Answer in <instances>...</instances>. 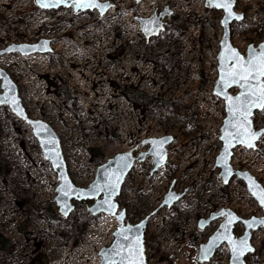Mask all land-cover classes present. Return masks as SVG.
<instances>
[{"label": "rangeland", "instance_id": "374dc122", "mask_svg": "<svg viewBox=\"0 0 264 264\" xmlns=\"http://www.w3.org/2000/svg\"><path fill=\"white\" fill-rule=\"evenodd\" d=\"M115 4L100 17L73 7L46 10L35 0H0V49L11 43L52 39L46 54H5L0 66L19 84L30 115L58 132L75 184L88 187L97 168L142 141L172 135L167 163L154 171L153 155L137 160L118 197L126 221L150 215L145 249L150 264H231L225 243L215 256L199 259L200 245L224 217L206 228L202 218L231 208L242 217L264 209L237 176L224 183L215 167L226 116L214 93L223 10L206 0H103ZM173 9L158 36L147 39L136 17ZM245 14L232 24V40L243 53L264 40V0H237ZM3 91L0 80V92ZM129 91V93H128ZM131 91V92H130ZM147 101H136L135 92ZM236 92L237 89H232ZM264 128V109L254 116ZM235 169L249 170L264 186V136L257 147L238 146ZM59 180L30 126L0 104V264H99L119 221L92 215L94 200H74L68 217L55 201ZM172 189L184 195L161 207ZM238 223L236 236L244 233ZM255 251L247 264H264V227L253 231Z\"/></svg>", "mask_w": 264, "mask_h": 264}, {"label": "water", "instance_id": "95a60500", "mask_svg": "<svg viewBox=\"0 0 264 264\" xmlns=\"http://www.w3.org/2000/svg\"><path fill=\"white\" fill-rule=\"evenodd\" d=\"M36 4L43 9H57L60 7H73L75 11H94L96 10L100 17L107 14L115 4L111 1L103 0H35ZM140 2L141 0H137ZM219 0H212L210 5L209 0L206 3L219 10L224 11L221 19L223 28L222 39L220 42V49L217 55L218 62V78L214 87V93L224 100L226 116L221 126L220 141L222 143L221 150L216 157L215 167L220 168V175L224 183H229L234 177L241 179L247 186L251 195L258 201L260 206L264 209V205L260 202L262 195L261 189H264L263 184L249 171L235 169L232 164L234 156V149L238 146H246L248 148L257 147V142L261 138L254 141V146L249 147L247 140L249 137L243 135V129H239L242 123V117L239 114L234 115L230 110L229 98H235L240 95L243 89L231 83L227 78V73L230 71L231 51L235 50L241 57L248 60L252 53L250 49L255 50L257 56L260 55L261 46L264 45V40L257 46L249 44L247 52L243 53L232 40V24L235 21H241L245 18L244 13L236 10L237 0H233L231 17L228 16V11L224 8L216 7ZM48 3L49 7H43L42 4ZM89 3H98L102 7H89ZM83 5V6H82ZM110 5V6H109ZM173 13L170 6L164 9H156L153 14L148 17L138 16L137 21L140 28L146 35L147 39L153 36H158L164 30L165 19ZM236 17H240L237 19ZM227 21V22H225ZM52 39L41 38L37 42L11 43L0 49V57L5 54L19 53L20 55L31 54H46L53 50ZM225 76V80L221 82V76ZM0 80L2 82L3 91L0 92V104L8 106L14 115L23 122L27 123L34 136L40 143L44 158L49 161L53 170L57 174L59 184L57 186V194L55 201L59 207V212L68 217L75 209L74 200H94V203L89 206V211L92 215L107 213L114 215L119 221V225L114 231V238L110 245L104 246L100 249V263L99 264H127L130 258L137 262V264H150L146 255L145 236L149 225L150 215L145 216L136 223L126 221L127 209L121 208L118 197L122 192L123 185L127 176L134 167L137 160H144L147 155L154 156L155 168L154 171L164 166L168 160L167 145L173 142L172 135L162 137H151L142 141L143 145L150 144V149L147 152H142L139 156L134 154L136 148L127 151L119 152L102 163L96 172L94 180L88 187H83L75 184L69 173L68 163L64 155L61 138L53 125L43 118H37L29 114L26 106L23 103V98L20 94L19 84L15 81L12 75L3 67L0 66ZM237 91L233 92L232 89ZM235 107V101H233ZM263 109H252L249 120L251 127L256 132H264V128L257 129L255 127L254 116L256 112ZM239 129V131H238ZM227 149V155L226 153ZM184 195V192H176L170 189L164 196L161 207L166 205L172 206L177 200ZM107 201L108 203H104ZM224 217L220 226L209 237L208 241L200 245L199 259L201 262L211 260L218 249L227 244L230 248V263L231 264H247V256L255 251L252 244V232L264 227V215L250 217H242L238 215L231 208H223L220 211L213 212L208 218H202L199 221L200 228H206L213 220ZM231 220V223L229 221ZM238 223L245 225L244 233L241 236H236L234 230ZM139 240V247L141 252L129 257L128 250L136 247V240ZM241 241H246L247 250L243 251L241 255Z\"/></svg>", "mask_w": 264, "mask_h": 264}, {"label": "snow or ice", "instance_id": "6c2138e0", "mask_svg": "<svg viewBox=\"0 0 264 264\" xmlns=\"http://www.w3.org/2000/svg\"><path fill=\"white\" fill-rule=\"evenodd\" d=\"M209 3L211 5L212 0H209ZM232 3L233 0H219L215 6L226 9L228 11V16L231 17L233 15ZM42 6L49 7L50 5L44 3ZM87 6L102 7V5L98 3H89ZM236 18L239 19L240 17ZM230 51L232 53V63L230 64V71L227 73V78L231 83L239 85L243 91L238 97L229 98V106L234 115L239 114V116L242 117V123L239 125V129H243V135L250 138L246 141L248 146L253 147L254 141L260 136H264V132L258 133L252 129L249 120L252 109H264V45L261 46L259 56L256 55L255 50L250 49L252 55L248 60L241 57L234 49ZM224 80L225 76L222 75L221 82ZM233 101H235V107H233ZM225 154L227 155V149ZM260 191L262 193L260 196V202L264 205V189H261ZM104 203L108 202L105 201ZM229 223H231V220ZM261 223H264V221H261ZM135 243L136 247L128 250L129 257L141 252L139 240L137 239ZM241 245L242 248L240 254L242 255L243 251L247 250L246 241H241ZM127 264H137V262L129 258Z\"/></svg>", "mask_w": 264, "mask_h": 264}, {"label": "trees", "instance_id": "16d2710c", "mask_svg": "<svg viewBox=\"0 0 264 264\" xmlns=\"http://www.w3.org/2000/svg\"><path fill=\"white\" fill-rule=\"evenodd\" d=\"M128 93H129V91H128ZM145 96H146L145 93H143L141 91H136L135 95H134V98H135L136 101H141V100L147 101Z\"/></svg>", "mask_w": 264, "mask_h": 264}, {"label": "flooded vegetation", "instance_id": "af4514ba", "mask_svg": "<svg viewBox=\"0 0 264 264\" xmlns=\"http://www.w3.org/2000/svg\"><path fill=\"white\" fill-rule=\"evenodd\" d=\"M245 15V14H244ZM257 129H259V128H257ZM237 148V147H236ZM235 148V149H236ZM235 149H234V153H235ZM237 226V225H236ZM236 228V227H235ZM234 232H235V230H234ZM252 235H253V232H252ZM253 244V243H252ZM254 246V245H253ZM255 247V246H254ZM256 249V248H255Z\"/></svg>", "mask_w": 264, "mask_h": 264}]
</instances>
